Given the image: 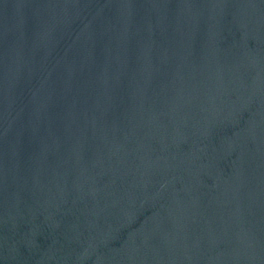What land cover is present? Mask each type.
I'll use <instances>...</instances> for the list:
<instances>
[{"label": "water", "instance_id": "obj_1", "mask_svg": "<svg viewBox=\"0 0 264 264\" xmlns=\"http://www.w3.org/2000/svg\"><path fill=\"white\" fill-rule=\"evenodd\" d=\"M0 264H264V0H0Z\"/></svg>", "mask_w": 264, "mask_h": 264}]
</instances>
